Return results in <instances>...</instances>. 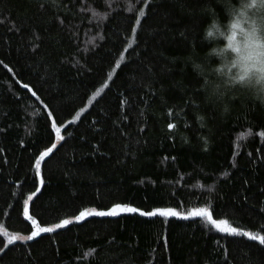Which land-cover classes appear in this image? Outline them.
I'll use <instances>...</instances> for the list:
<instances>
[{
    "label": "trees",
    "instance_id": "obj_1",
    "mask_svg": "<svg viewBox=\"0 0 264 264\" xmlns=\"http://www.w3.org/2000/svg\"><path fill=\"white\" fill-rule=\"evenodd\" d=\"M251 2L0 0V248L4 231L31 234L38 187L41 226L115 203L207 206L264 235V85H230L227 41L206 35ZM53 143L41 186L34 159ZM0 264H264V245L204 218L121 213L15 241Z\"/></svg>",
    "mask_w": 264,
    "mask_h": 264
},
{
    "label": "snow or ice",
    "instance_id": "obj_2",
    "mask_svg": "<svg viewBox=\"0 0 264 264\" xmlns=\"http://www.w3.org/2000/svg\"><path fill=\"white\" fill-rule=\"evenodd\" d=\"M242 8L245 10L243 12L236 13V19L231 24V32L220 31L218 27L213 25L212 27L216 28V31L211 30L207 31V37H213L218 35L224 37L227 41V44L224 48L220 49L217 53L222 59L228 60V65L232 68L239 69L238 75L233 76L229 80V84L233 86H249L253 82L257 84L264 85V0H252L251 3L242 5ZM259 9V19L251 20L247 27L241 26L240 17L246 15L248 10H251L253 13H256V10ZM146 15L143 11L141 16ZM137 25L141 24V20L137 19L135 21ZM237 29H239L241 40L237 39ZM133 33L136 32V29L133 28ZM230 53L235 54V58L230 56ZM2 63V61H0ZM119 66V62H117ZM4 67H8L4 65ZM196 68H200L199 65H196ZM11 71V69H9ZM204 75L209 74L205 70H201ZM212 73L215 70H211ZM25 89H29L28 84H24ZM31 91V89H29ZM32 95L35 96L36 93L32 92ZM47 107V106H45ZM83 108L80 111L76 112V117H80L81 112H84ZM171 110L169 115H171ZM53 114L51 111L47 113L48 117H51ZM71 123V122H70ZM169 129H174L175 125L169 123L167 125ZM51 129L56 133L58 140H64L62 136L61 128L58 127L57 121L53 119L51 121ZM260 135L264 136V132H261ZM57 145L53 143L51 147H45L43 151H40L39 154L34 159V167L36 169V175L40 177V185L43 186L45 181L41 175L42 162L45 161L47 157L53 153ZM40 191L38 187L36 192H33L23 201V216L26 220L31 221L32 230L30 235H11L7 231L3 232L4 236L8 237L7 244H4L0 248V253L4 252V249L8 245L13 244L15 241H24V240H33L35 237L40 236L42 233H53L58 229H64L69 225H72L74 222L84 221L87 217H115L121 213H138L141 216L145 217H180L182 219L189 218H204L208 224L212 225L216 230L221 233H228L233 235H239L249 238L252 241H258L260 245H264V235H256L248 231H242L237 227L232 226L227 219H216L213 217V213L209 207H194L190 209L187 214L181 213L172 207H157L153 208L150 211H143L140 208L133 207L130 204L124 203H115L106 210H97L96 208L88 207L79 211L78 215H75L71 219H60L58 223H54L51 226H41L36 219L29 214V201L33 200V197L36 196V193ZM264 231V229H262Z\"/></svg>",
    "mask_w": 264,
    "mask_h": 264
},
{
    "label": "rangeland",
    "instance_id": "obj_3",
    "mask_svg": "<svg viewBox=\"0 0 264 264\" xmlns=\"http://www.w3.org/2000/svg\"><path fill=\"white\" fill-rule=\"evenodd\" d=\"M248 25H249V21H248ZM245 27H247V26H245ZM238 38H239V40H241L242 39V37L238 34ZM243 231V230H242Z\"/></svg>",
    "mask_w": 264,
    "mask_h": 264
}]
</instances>
